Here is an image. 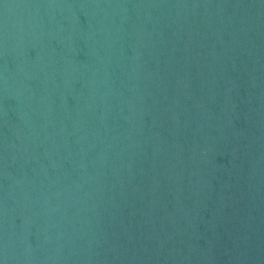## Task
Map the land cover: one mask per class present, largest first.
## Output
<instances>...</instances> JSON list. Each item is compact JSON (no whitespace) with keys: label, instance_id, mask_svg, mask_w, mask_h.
<instances>
[{"label":"water","instance_id":"water-1","mask_svg":"<svg viewBox=\"0 0 264 264\" xmlns=\"http://www.w3.org/2000/svg\"><path fill=\"white\" fill-rule=\"evenodd\" d=\"M0 264H264V0H0Z\"/></svg>","mask_w":264,"mask_h":264}]
</instances>
